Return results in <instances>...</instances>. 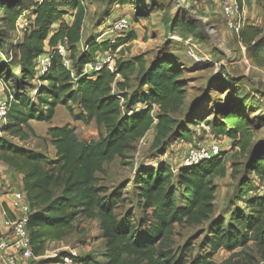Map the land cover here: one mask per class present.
Returning a JSON list of instances; mask_svg holds the SVG:
<instances>
[{"label":"trees","instance_id":"obj_1","mask_svg":"<svg viewBox=\"0 0 264 264\" xmlns=\"http://www.w3.org/2000/svg\"><path fill=\"white\" fill-rule=\"evenodd\" d=\"M23 1L0 0V51L11 47V59L18 68L12 74L0 58V79L5 83L14 81L15 86L0 127V135H5L0 136V163L22 176V191L31 211L27 230L33 256H43L50 243L78 232L80 221L97 220L105 241L102 262L85 256L76 260L78 264H217L213 258L220 250L229 257L219 264L264 263V196L253 194L247 177H241L238 183L245 210L234 209L226 216L213 218L214 180L227 174L222 152L196 165L179 167L176 174L165 162L155 167L138 166L130 182L142 217L135 224L131 210L116 214L130 193L125 192V184L109 191L98 183L97 176L105 174V165L115 159L122 166L129 165L125 162L128 155L152 127V149H167L174 135L180 142L192 141L173 118L186 100L178 60L159 55L147 64L143 56L136 55L114 60L113 71L103 66L97 72L83 74L84 67L97 55H112L119 50L124 56L135 34L124 33L121 38L103 42L86 40L84 49L78 52L86 16L82 0H27L33 21L21 42L14 45L11 37L15 23L26 10ZM237 1L240 7L251 2ZM120 3L125 5L126 0ZM67 10L74 12L70 24L64 21ZM261 10L264 13V1ZM163 26L168 35L175 31L188 36L195 33L194 26L177 19L171 23L166 19ZM237 40L251 65L264 69L263 30L245 22ZM59 46L64 48L70 68L63 64ZM45 47L49 64L42 75H37V61L45 55ZM214 78L232 89L231 105L238 102L236 108L226 106L212 112V119L205 125L213 136L232 142V149L237 150L235 158L245 156L244 170L263 184L264 144L254 145L253 120L242 114H258L262 104L258 98L230 88L231 81L222 71ZM132 81L136 84L133 90ZM27 88L32 89V95L25 92ZM58 108L66 109L75 122H93L103 134L85 142L68 125L50 126L46 137L54 149L53 159L6 139L24 143L37 138L30 122L50 124ZM203 118L196 116L194 121ZM239 172L240 165L233 162L230 178L235 179ZM205 223L208 226L198 254H194L193 245L197 236L174 250L175 227L192 228ZM249 245L253 253L246 251ZM65 255L61 253L50 262L56 263Z\"/></svg>","mask_w":264,"mask_h":264},{"label":"rangeland","instance_id":"obj_2","mask_svg":"<svg viewBox=\"0 0 264 264\" xmlns=\"http://www.w3.org/2000/svg\"><path fill=\"white\" fill-rule=\"evenodd\" d=\"M263 1L257 0L246 3L247 12L246 14L244 13V17L246 24H255L264 33V13L261 10ZM82 2L86 10V16L83 22L82 39L78 45V52L84 49L83 45L86 40L95 39L97 42H103L133 33L136 39L125 47L127 51L124 52V56L121 57L118 50L117 53L112 54L113 59L122 58L126 60L133 56L141 55L146 63L149 64L159 55L173 56L178 60V66L183 75V83L186 87L185 104L182 110L173 118L191 135V143L180 142L174 135L169 138L167 149H160V151L152 149L151 144L154 136V127H152L144 138L135 145L134 151L128 155V159L125 162L129 165L122 166L118 159H115L112 163L104 166V175L97 176L98 183L109 191L121 184L127 185L125 192L130 193L127 197V202L125 206L117 209L116 214L120 215L128 209L131 210L135 224L142 217L141 209L137 205L130 182L138 166L155 167L158 162H165V164L174 168L181 164L187 150L192 145H197V143H215L219 146L221 152L225 154L227 174L222 179L214 180L216 191L213 218L215 216H226L234 209L245 210V199L239 197L238 194V183L241 177H247L252 182L253 194L259 197L264 196V183H258L250 173L244 170L246 157L236 159L237 150L232 149V142L225 137L213 136L205 125V121L209 122L212 119V112L223 109L226 106L236 108L238 102L235 100L232 106L230 101L232 89L230 90L223 86L214 78L222 71L231 81L230 88H238L244 94L260 100L262 107L258 114L250 115L244 112L242 114L248 120H253L254 145L264 144V69L253 67L248 61L251 68L247 70L246 65L243 63L244 52L241 50L235 35L225 27L219 6L214 5L212 7L206 3V0H126L125 5H121L120 0H82ZM23 5L26 8L25 11L30 15L29 1L24 0ZM73 14L74 12L67 10L64 21L70 24ZM124 17L128 20V31L122 35H120L121 33H111L110 26L112 23ZM166 19L169 23L177 19L191 24L195 27L194 35L188 36L181 31H175L172 35H168L164 31L165 26H163V22ZM54 27L56 28V26ZM174 37H180L182 41H176ZM12 39L14 37L11 38V41ZM184 40H188L191 45H194L195 55L197 58H201L202 61L198 60L199 62H195L187 55L188 48L184 44ZM47 52L49 50L45 47V55L42 56V60L47 57ZM97 57L100 60L104 58V54L97 55ZM0 58L12 74L18 72L16 64L11 59V47L6 46L0 51ZM67 67L70 68L69 66ZM131 84V90L136 88V84L133 81ZM14 88V81L5 83L0 79V98L6 97L8 91L12 94ZM25 92L28 95L33 94L32 89L29 88ZM195 105L203 108L197 110L195 109L197 107L194 108ZM74 108V112H77L76 107ZM139 108H142V106H137V109ZM196 116H201V118L205 116L203 118L204 121L196 120L195 122ZM187 121L190 123H186ZM3 124L4 122L0 121V127ZM64 125L73 128L78 139L85 142L96 140L99 135L103 134V131L98 130L93 122L89 124L75 122L66 109L58 108L50 124L39 125L36 128L37 133L43 135V138L38 137L35 140L32 139L24 143H19L8 137L6 139L18 147H24L53 159L54 149L46 137V128L48 126ZM0 136L4 137L5 135L2 134ZM159 152L162 153L159 154ZM233 162L240 165L239 176L235 179L230 178ZM12 192L7 202L9 214L13 200ZM207 226V223H205L199 227L192 228L175 227L172 238L174 250L183 246L189 238L197 236V239L193 241V245L195 247L194 254H198V247ZM77 231L60 242L50 243L47 246V252L59 255L74 250L80 257L92 256L91 258L101 261L103 242L98 223L89 220L80 221ZM246 251L253 253V246L249 245ZM228 257L229 254L227 252L220 250L214 256L213 261L219 264ZM50 260L48 258H39L29 264H53Z\"/></svg>","mask_w":264,"mask_h":264},{"label":"built area","instance_id":"obj_3","mask_svg":"<svg viewBox=\"0 0 264 264\" xmlns=\"http://www.w3.org/2000/svg\"><path fill=\"white\" fill-rule=\"evenodd\" d=\"M255 2L256 0H250ZM210 6L217 5L220 9V14L224 22L225 27L235 35L238 39L240 30L245 23V17L243 12V6L240 7L237 0H206ZM33 18L29 17L27 11H23L21 16L15 23V30L12 33V44L20 43L24 34L28 32L29 26L31 25ZM128 20L119 18L115 20L110 26L111 33L124 34L128 31ZM120 34V35H121ZM176 41H182L180 37H174ZM187 46V55L195 60V62L202 61L201 58H197L194 52V45L188 40L183 41ZM244 52V49L241 48ZM58 51L63 57V64L69 66L68 60L65 59L66 53L63 47L59 46ZM38 59L37 64V75H42L49 64L48 56L45 60ZM199 60V61H198ZM243 63L246 65L247 70L251 68L246 56L243 58ZM103 66H106L108 70L113 71L114 59L110 53H105L104 58L100 59L97 57L96 61L92 64L86 65L83 69V74H91L99 71ZM12 100V94L8 91L7 96L0 98V121L5 122V116L8 109V103ZM221 154V150L215 143H197L192 145L186 152L183 161L180 165L170 169L172 173L176 174L179 167H188L196 165L204 160H209L215 156ZM13 200L10 209L11 219L6 222L7 232L4 234L0 233V264H21L22 262H31L39 258H48L51 260L56 259L59 255L54 253H48L47 249L43 256L34 257L32 248L30 245L29 233L27 230L28 218L31 214L29 204L27 203L25 194L22 190H16L12 192ZM80 256L76 254L74 250L66 253L65 256L59 257V261L53 264H78L76 262ZM264 264V263H263Z\"/></svg>","mask_w":264,"mask_h":264},{"label":"crops","instance_id":"obj_4","mask_svg":"<svg viewBox=\"0 0 264 264\" xmlns=\"http://www.w3.org/2000/svg\"><path fill=\"white\" fill-rule=\"evenodd\" d=\"M246 12H247V8L244 6V13L246 14ZM253 25L256 26L255 24ZM43 124L44 123L30 122V126L34 130L37 138L44 137L43 135H39L36 131V128L39 127V125H43ZM47 128H49V126ZM32 139L35 140V138H31L29 140H32ZM15 190H22V176L15 174L14 172L7 169L4 165L0 164V233L1 234L6 233L7 231L5 221L11 219V215L9 214V211L7 209V202L10 198L11 192ZM89 221H94L98 223L97 220H89ZM102 242H103V252L101 253V255L104 253L105 241L103 238H102ZM95 260L97 262H102V260L101 261L97 259ZM29 263L30 262H22L21 264H29Z\"/></svg>","mask_w":264,"mask_h":264}]
</instances>
